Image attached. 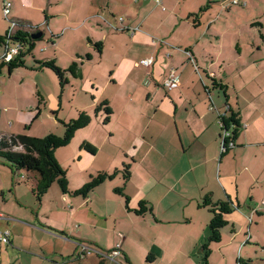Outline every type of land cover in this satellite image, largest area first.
Segmentation results:
<instances>
[{
  "label": "crops",
  "instance_id": "1",
  "mask_svg": "<svg viewBox=\"0 0 264 264\" xmlns=\"http://www.w3.org/2000/svg\"><path fill=\"white\" fill-rule=\"evenodd\" d=\"M117 1L124 5L126 21L116 19L111 0L72 3L70 14L74 6L85 13L75 21L69 20L67 12L66 21L52 30L60 33L54 36L59 40L50 43L56 49L42 48L48 53L44 60L54 61L61 70L76 63L83 72V79L79 70L74 77L71 73L65 76L67 86L73 85L71 78L78 79V75L87 82L85 88L84 83L83 89L77 87L88 94L75 109L74 118L82 111L93 115L92 111L104 102L111 115L107 123L102 111L91 116V124L75 134L82 137V142L87 141L95 153L80 150L88 158L79 157L84 163L77 170L76 181H68L69 194L58 191L54 205L52 201L44 205L42 199L31 205L32 191L30 195L22 190L23 201L15 197L9 204L4 199L0 204L4 216L0 230L9 232L10 243L2 245L0 253H8L10 247L21 254L22 248L42 253L46 245L42 239L47 236L69 244L74 253H81L86 245L100 251L119 246L121 254L115 261L124 256L130 264L122 246L129 235L145 225L169 229L166 239L158 243L161 246H154L159 257L164 258L172 251L167 241L172 239L173 226L189 229L193 220L200 218H205L208 226L211 214L200 210L197 203L206 195L219 201L230 198L236 206L223 229L232 225L231 233L237 237L247 225L249 237L244 244L264 243V223L263 237L256 231L254 237L251 228L255 217L264 221V11L260 15L253 13L261 9L255 2L239 20H221L218 13L212 15L217 12L213 0H133L129 5L128 0ZM21 2L12 0L15 7ZM104 7L115 28L102 17L105 14L100 15V11L105 12ZM226 13L233 14L232 10L231 14ZM62 15L53 13L51 18ZM18 21L28 24L26 20ZM253 24H259L263 31ZM69 31L74 35L69 36L70 40L64 38ZM257 33L260 38H256ZM60 43L69 46L59 52ZM148 58L153 59L149 68L142 64ZM44 71L49 70L41 72ZM171 71L178 85L168 90L164 82ZM50 79L48 92L56 96L60 87L55 77L56 82ZM212 80L226 87L223 98L213 89ZM40 86L37 83L36 88ZM60 91L63 93L65 88ZM229 108L239 115L241 131L235 144L240 148L221 156L220 118L227 116ZM67 120L56 118L57 122ZM101 121L107 132L100 127ZM99 136L102 140L97 143ZM101 150L106 153L97 162L94 158ZM125 165H130V176L123 182L120 171ZM101 172L115 175L86 197L73 195ZM117 179L119 182H114ZM27 185L31 189V184ZM117 188H123L129 197L131 210L143 201L151 207L152 215L138 217L128 213L123 199L113 192ZM122 217L128 231L119 226ZM28 231L44 236L36 237L39 241L34 236V243L25 247L20 236ZM93 254L99 261L103 259L98 252ZM84 258L82 255L79 260Z\"/></svg>",
  "mask_w": 264,
  "mask_h": 264
},
{
  "label": "rangeland",
  "instance_id": "2",
  "mask_svg": "<svg viewBox=\"0 0 264 264\" xmlns=\"http://www.w3.org/2000/svg\"><path fill=\"white\" fill-rule=\"evenodd\" d=\"M78 1L80 0H25L22 2L20 0V6L19 3L18 5H16V7L15 4H12L11 12L8 18L4 16L1 6L2 4L0 2V35H4L7 31H12L13 26L11 25L10 20L13 19H21L23 21L26 20V22L28 21V24L26 26L27 30L28 28H32V33H35V31L38 30L43 34L42 40L36 41L32 55H29L25 58L27 69L16 70L12 72L11 75H8L6 69H3L0 74V136H25L40 139L44 138L51 132L55 135L62 136L64 133V129L63 126L56 121V118H61L62 121H64V119H68L67 122L70 119H75V109L81 106L82 102L86 99V94H88L87 91L82 90L83 83L84 88L87 84L85 78L84 80H82L84 77L83 72L81 73V70H79L82 79L79 75L77 76L78 79L81 80H73L71 78L73 85H66L65 91L63 93L58 88V95L54 96L53 94L50 95V92H48L51 91L50 78L55 81L54 74L49 71H31L30 69L35 66L36 61H41L42 59L44 60V58H46L45 56L48 53L46 51L42 52L44 51V49L42 48H45L46 50L48 49V51L56 49V47H53L52 44H55V42L59 40L54 36L60 35V33L52 30L66 21L67 16L65 14L67 12L69 13V20L75 19V21H78L76 19H80L83 13H85L81 8L79 9L78 6H74L72 13L70 14V9H72L71 4ZM132 1L133 0H128L127 5L132 3ZM202 1L205 3L207 2V0ZM213 1L215 2L213 7L217 8V12L213 11L212 15L214 16L218 13V16L221 20H225L227 18L228 20H231V17L239 20L242 17L241 14H247V12H249V9H251V6L255 2H258L257 4L260 5L262 10L255 9V12L253 13L260 15V13L264 11V0H249L248 7L246 9H244L240 5H233V0ZM117 2V0H111V5L115 9L114 13H117L115 17L117 20L120 19V21H126L127 18L124 16V5H122V3L120 2L117 4ZM210 2H212V0ZM56 3L58 4L56 5ZM50 4L51 8L49 7ZM193 5L194 4H191V9H193ZM49 9L51 10L48 11ZM231 10L233 14H231ZM104 11V13L100 11V15L102 16V14H105L106 17L104 15L102 17H104L108 21L107 23L114 27V20L111 18L106 8L104 9ZM226 11H229L231 15H227ZM53 13H63V15L51 18V15ZM53 23H56V25L54 26ZM85 25H88V23ZM69 27L72 28L75 26ZM254 27L260 32L263 31V29H261V27L259 26ZM104 29L106 31V28ZM51 32H53L54 34H51ZM81 33L82 30H79L78 34ZM78 34L75 33L76 38L78 37ZM69 36L74 35L69 31L65 33L64 38L68 37V39L70 40ZM256 38H260L258 33L256 35ZM73 39L74 38L72 37V40ZM108 40H110V38ZM155 40L157 39L155 38ZM50 43L52 44L50 45ZM58 45L59 52L61 49H65L67 48V46H69L68 43H63V45L60 43ZM4 54V48L0 47V59L4 56ZM37 83L42 85L44 89L42 88V86L36 88ZM78 86H80L82 89L77 88ZM45 93L46 97L43 96V94ZM61 93L63 94L62 98L60 97ZM38 94L43 97L45 102L44 105L41 106V112L39 116H37L36 111V107L40 106L38 105ZM219 94L220 97L223 98L224 93L220 92ZM60 100H62V106L60 105ZM94 111H92L93 115L91 116L95 115ZM100 127H102V121L100 122ZM102 130L107 132V129L105 127H102ZM82 132L85 131L83 130ZM94 134L96 136L98 135L97 132H94ZM78 136H75L68 146L57 150L54 155L60 168L66 173V179L69 182L71 181V184L76 181L74 179L78 168L83 166L84 160L88 158L86 153L80 151L83 150L81 149V145L83 143H87V141L84 140L86 142H82V137ZM101 140L102 138L101 136H99L97 138V143H100ZM237 148L240 147L235 145V147L229 153L236 150ZM14 151L20 152L19 149H15ZM104 153L106 152L104 150H101L100 152H98V155H96L94 159L97 162L102 161L105 155ZM81 156H84V160L79 159V157ZM21 174L22 173L20 172H15V175H13L6 163L0 160V204L4 203V199H7L8 203L11 204L15 197H17V200L23 201V195H25V193H23L22 190L28 192L31 195L30 186L24 184ZM114 182L119 181L117 179ZM58 191L60 192L59 186L57 183H54L49 188L47 194L42 198V202L44 203V205L47 202H53ZM34 198L31 205L38 204L36 203L38 201L36 199L34 201ZM201 201L197 203L200 204ZM213 201L218 202L219 200ZM203 209L210 213L207 208H200V210ZM254 220L255 223H253L251 227L252 235L254 233V237H256L257 232L258 235L262 236L264 221L261 218L258 219L257 217H255ZM120 221L121 222L119 226H121V228H123L125 231H128L129 229L125 217H122V219L120 218ZM193 221L194 225L191 224L189 229L188 227L179 228L176 226H173L172 229H170V231L173 230V233H171L172 239L166 241L171 244L170 249L172 251L164 256V258L159 257V252L154 246L158 245V243L160 242H163V238L166 239L167 236L165 235V232H167L169 229H153L147 228L145 225H143L141 226V228H138L135 234H128L129 236L127 235L128 238L124 246H122V249L124 253L127 254L130 264H203L202 259L204 253L202 251V246L207 242L209 230L208 226L206 225L205 218H200L197 221L194 219ZM240 222L243 225L244 221L241 220ZM256 223L258 224L256 225ZM231 226L232 225H230L228 229L222 230L221 243L210 245L211 254L208 258V263L246 264L247 262H250L251 264H264V243L256 244L255 242L250 241L245 245L244 243L248 240L249 237L247 236L248 234L245 231L247 230V225L245 226L243 234L241 230L240 234L237 237L233 236L234 233H231ZM237 229L238 228H236V230ZM159 230L160 232H158ZM13 236H15V233H13ZM34 236L36 239V237L41 238L44 235L28 231L27 235L22 234L20 236V241L25 247H28L29 242L34 243ZM156 237H158V240L156 239ZM262 239L264 242V238ZM36 240L39 241L38 239ZM42 241L43 243H46L44 252L37 253L31 248V251L22 248L24 254H21L18 253L16 249L10 247L8 253H0V264H99L100 261L97 259L96 255L93 254L95 251L103 254L104 256H108L111 253V250L109 249L100 251L95 249L91 245H86L87 249L90 250V253L88 254V252H85L83 254L85 258L83 260H79L80 258H78V256L80 253L72 252L73 248L69 244L63 243L57 239H53L47 236H44ZM158 246L160 247L161 245ZM29 253H34V255L36 256L33 257ZM44 253L46 254V256H44ZM152 257L156 259L154 262H151ZM106 261L107 260H105L104 262ZM117 261H119L120 264H129V262L125 260L124 256H121ZM117 261H115V263H112L111 261L103 263L118 264Z\"/></svg>",
  "mask_w": 264,
  "mask_h": 264
},
{
  "label": "trees",
  "instance_id": "3",
  "mask_svg": "<svg viewBox=\"0 0 264 264\" xmlns=\"http://www.w3.org/2000/svg\"><path fill=\"white\" fill-rule=\"evenodd\" d=\"M10 22L11 24H16V29L13 33L7 31L4 35H0V47H3L5 52L10 47H18L17 54L9 61H6L4 58L0 59V73L3 69H6L8 75L19 69H27L25 58L32 55L36 41L42 40L43 37L42 35L38 40H33L31 38L32 28H28L27 30L26 23H22L16 19L10 20ZM253 26H259V24H253ZM35 32H38V30ZM96 46L100 47V44H97ZM30 70L51 71L54 74L60 90H63L68 84V81L65 78L66 74L71 73L74 77L79 68L76 63H73L67 70H61L57 67L54 61L43 60L36 61L35 66ZM212 87L225 94L226 87L217 83L215 80H212ZM38 96V105L40 106L36 107L37 116H39L41 112V106L45 103L43 97L39 94ZM101 111L105 115L104 123H107L109 121V115H111V110L108 108L106 102L95 108V115ZM227 113V116L220 118L221 128L219 138L221 142V156H225L235 147V143L238 140L241 131L239 115L230 108L227 110ZM58 122L64 129L62 136L55 135L51 132L44 138L40 139L25 136L1 138L0 160L6 163L13 175H15V172L22 173L21 176L24 184H31L32 194L37 201H40L47 194L49 188L54 183L58 184L59 189L63 194H69L66 173L60 168L54 155L57 150L68 146L78 131L87 128L91 124L92 118L86 112L82 111L78 112L75 119H71L68 122ZM15 149H19L20 152L14 151ZM81 149L92 155L95 153V149L87 143L82 144ZM129 169L130 165H125L123 166V170L120 171L123 182H126L129 179ZM117 172L118 171L115 173ZM114 175L115 174L108 175L102 172L98 173L96 176L91 177L90 181L82 188L73 192V195L86 197L102 183L113 179ZM113 192L123 199L125 209L128 213H132L138 217L152 215L151 207L147 202H139L137 209L131 210L128 206L130 199L124 194L123 188L114 189ZM199 208H207L212 215L208 224L209 236L207 242L202 246V251L204 253L202 263L209 264L208 258L211 254L210 245L221 243L222 230L228 225L226 218L235 211L236 206L230 198H227L224 201L214 202L210 195H206L199 204ZM84 253L85 251H82L78 258ZM102 262L103 259L100 260L99 264H102ZM246 264L251 263L247 262Z\"/></svg>",
  "mask_w": 264,
  "mask_h": 264
},
{
  "label": "built area",
  "instance_id": "4",
  "mask_svg": "<svg viewBox=\"0 0 264 264\" xmlns=\"http://www.w3.org/2000/svg\"><path fill=\"white\" fill-rule=\"evenodd\" d=\"M248 1L249 0H233L232 4L245 7L247 5ZM1 2H2L3 14L6 18H8V16L10 15V12H11L12 0H1ZM11 25L13 26L12 31H14L16 29V24L12 23ZM12 31H10V33H13ZM31 32H33V31H31ZM17 52H18V47H10L5 52V54L2 58H4L6 61H9L14 55L17 54ZM152 63H153L152 58H148L142 62L143 66H145L147 68H149L152 65ZM177 85H178L177 78L174 75V72L171 71L168 78L164 82V86L166 89L171 90V89L175 88ZM0 142H1V138H0ZM3 220H4V216H3V214L0 213V223ZM7 244H9V232L0 230V247L2 245H7ZM82 251L88 252V254L90 253L89 252L90 250H88L87 248H83ZM120 254H121V252H120L119 246H117L115 248V250H112L108 256H104L103 254L99 253L101 258H103L107 261H111L112 263H115V258L120 256Z\"/></svg>",
  "mask_w": 264,
  "mask_h": 264
},
{
  "label": "water",
  "instance_id": "5",
  "mask_svg": "<svg viewBox=\"0 0 264 264\" xmlns=\"http://www.w3.org/2000/svg\"><path fill=\"white\" fill-rule=\"evenodd\" d=\"M41 36H42V33L40 31L35 32V33H31V38L33 40H38Z\"/></svg>",
  "mask_w": 264,
  "mask_h": 264
}]
</instances>
